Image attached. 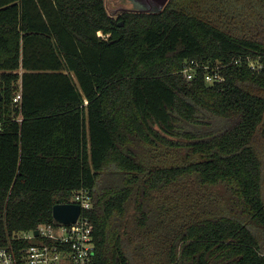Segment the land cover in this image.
Segmentation results:
<instances>
[{
    "label": "trees",
    "instance_id": "trees-1",
    "mask_svg": "<svg viewBox=\"0 0 264 264\" xmlns=\"http://www.w3.org/2000/svg\"><path fill=\"white\" fill-rule=\"evenodd\" d=\"M0 92V246L21 251L86 188L97 263L145 264L138 228L182 190L192 216L160 264H264V0L117 18L106 0H0Z\"/></svg>",
    "mask_w": 264,
    "mask_h": 264
},
{
    "label": "built area",
    "instance_id": "built-area-1",
    "mask_svg": "<svg viewBox=\"0 0 264 264\" xmlns=\"http://www.w3.org/2000/svg\"><path fill=\"white\" fill-rule=\"evenodd\" d=\"M258 61V60H257ZM240 64V58H233L229 64ZM252 68L261 70L263 63L250 58ZM198 63L191 62L183 70L187 79L194 77ZM225 63H216L214 67L205 65V79L209 83L225 80L221 67ZM21 91L17 92L14 102L20 103ZM19 120H21L19 118ZM4 120H0V132L4 129ZM80 206L81 213L77 220L64 224L54 219V222L40 224L35 230L25 232L21 236L30 244L21 251H17L12 244L0 246V264H98L96 261V245L94 228L89 217L92 208L90 191L86 188L76 190L70 201ZM38 230V235L35 231Z\"/></svg>",
    "mask_w": 264,
    "mask_h": 264
},
{
    "label": "rangeland",
    "instance_id": "rangeland-1",
    "mask_svg": "<svg viewBox=\"0 0 264 264\" xmlns=\"http://www.w3.org/2000/svg\"><path fill=\"white\" fill-rule=\"evenodd\" d=\"M125 2L126 1L124 0H106V5L109 12L117 18L120 15V8ZM193 196V192L188 193L182 190H173L171 192L167 191L162 193L157 199H155L153 205L159 213L156 216L157 220L154 223H149V229L144 230L138 228L144 233L141 240L146 243V249L141 252V258L145 259V264H160L162 262L163 253L161 248L166 246L162 244V242L167 238L169 233L174 230H180V227L182 226L181 220L192 216L191 211L194 208V205L191 206V203H194V200L191 198ZM201 200L202 204L207 208H214L216 203V201L211 202V199L204 200V198H202ZM130 210L129 215L132 213L133 207ZM132 236H136L135 233H133ZM135 256L137 257L138 255L135 253Z\"/></svg>",
    "mask_w": 264,
    "mask_h": 264
},
{
    "label": "water",
    "instance_id": "water-1",
    "mask_svg": "<svg viewBox=\"0 0 264 264\" xmlns=\"http://www.w3.org/2000/svg\"><path fill=\"white\" fill-rule=\"evenodd\" d=\"M120 8V12L124 11H141L148 13H157L164 9L169 0H125ZM120 25H124V20L120 22ZM2 93L0 92V98ZM81 213L80 206L74 203H57L53 208V217L55 220L70 224L77 220ZM38 235V230L35 231Z\"/></svg>",
    "mask_w": 264,
    "mask_h": 264
},
{
    "label": "flooded vegetation",
    "instance_id": "flooded-vegetation-1",
    "mask_svg": "<svg viewBox=\"0 0 264 264\" xmlns=\"http://www.w3.org/2000/svg\"><path fill=\"white\" fill-rule=\"evenodd\" d=\"M124 1H125V0H124ZM124 4H125V3H124ZM119 12H120V11H119ZM123 12H124V11L120 12V14L123 13Z\"/></svg>",
    "mask_w": 264,
    "mask_h": 264
}]
</instances>
